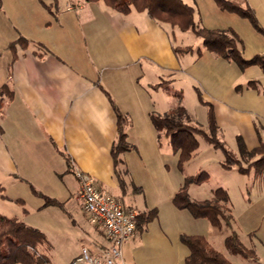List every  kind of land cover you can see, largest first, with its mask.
<instances>
[{
	"label": "crops",
	"instance_id": "obj_1",
	"mask_svg": "<svg viewBox=\"0 0 264 264\" xmlns=\"http://www.w3.org/2000/svg\"><path fill=\"white\" fill-rule=\"evenodd\" d=\"M66 6L62 10L57 5L56 17L44 4L25 6L16 12L17 21L12 13L0 10V89L8 88L0 95V181L18 194L21 203L22 210L11 217L35 228L40 223L31 214L57 206L43 209L31 188L68 204L72 186L79 199L77 170L93 175L98 188L125 208L149 211V205L126 204L121 195L125 177L130 176L129 151L120 153L115 162L112 148L118 114L111 99L129 118L127 140L139 121L142 136L153 141L156 128L150 114L156 109L165 114L176 107L171 100L176 97L166 89L185 68L175 47L189 46L176 43V31L182 30L153 19L147 11L132 8L122 13L103 0H76ZM20 36L30 43L17 42L11 48ZM213 60L221 61L218 55ZM206 92L220 132L230 130L235 139L242 136L249 150L264 142V98L254 97L258 107L244 109L235 100ZM132 178L139 182L133 174ZM19 192L32 203L20 198L24 195ZM185 217L191 220L174 205L165 216L158 214L123 244L115 264H185L189 255L181 241ZM92 226L95 236L82 229L87 239H78L67 263L83 246L98 254L109 244L103 232ZM52 243L49 239V246Z\"/></svg>",
	"mask_w": 264,
	"mask_h": 264
},
{
	"label": "rangeland",
	"instance_id": "obj_2",
	"mask_svg": "<svg viewBox=\"0 0 264 264\" xmlns=\"http://www.w3.org/2000/svg\"><path fill=\"white\" fill-rule=\"evenodd\" d=\"M183 1L195 7V20L202 26L211 29H233L240 38L238 47L244 59L250 60L257 54H264V0H232L242 7L250 6L259 26L255 25L248 16L221 8L215 0ZM43 3L51 6L53 15L56 17L58 4L62 10H66L67 3L70 5V3H76V0H2V9L9 14L12 13L13 19L16 20L18 19L16 12L21 11L23 7L34 4L40 6ZM52 19L55 20L53 17ZM176 43L178 46L189 45L192 50L178 53L185 68L176 83H168L167 86L171 90L182 92L181 99L176 97L171 100L177 107L178 105L186 107L190 116V124L209 133L211 104L204 97L207 95L206 91H210L219 98L226 97L230 101L235 100L240 108L255 109V106L258 107L257 104L260 102H256L254 97L264 98V69L259 63H242L210 51L203 46L202 38L191 30H177ZM199 49L202 50L201 53L198 51ZM217 55L221 61L215 63L213 56ZM199 92L202 93L204 101H201ZM158 111L160 110L156 109L155 112L164 114ZM132 127L133 136L129 139L131 143L128 142L134 147L128 150L126 160L129 164L130 176L125 177V192L121 193L125 197V203H135L137 206H140V203L149 205L147 210L156 208L158 214L162 216L169 213L174 205L183 214L187 212L191 218V220L186 217L182 219L185 230L183 234L205 235L216 249L222 250L221 252L235 264H264V171L258 173L253 168L251 171L241 173L237 170L239 166L250 167L258 155L254 157L251 155L241 156L237 149V139L232 137L230 130L220 132L219 129L218 137L228 148L235 161H232L234 164L231 168L223 166V162L226 161L224 151L221 148H215L200 133H196L199 147L188 160L181 164L180 151L172 149L171 140L164 131L160 133H157V130V132L154 131V140L152 141L150 137L142 136L144 127L141 122L136 121ZM138 146H141L140 148L143 150L141 151V157L144 158L142 162L139 159ZM202 171H207L209 177L201 183L191 181L187 184L190 198L192 200L210 199L214 195L213 189L225 188L229 193L232 213L235 218L233 228L239 234L244 245L254 251V258L234 253L226 246V237L233 228L226 225L219 228L213 225L209 219L194 217L187 208H179L175 205L173 199L185 185L186 177H195ZM132 174L139 182L132 178ZM132 179L135 182H132ZM2 183L3 181H0V213L11 217L22 210L21 203L18 200V194L7 188V184ZM70 189L73 196L68 204H63L62 207L44 205V197L34 193L31 188L33 196L41 199L43 209L57 206V210L63 212L62 215L57 210L31 214L35 223H40L38 226L42 227L44 231L38 226L36 228H39L44 234L46 233L48 241L50 239L55 243H52L53 247L51 244L48 247L45 243L39 246L55 264H69L66 262L67 257L71 255V250L78 239L79 242L82 239H87L82 229L90 231L93 237L96 232L86 217L80 200L76 197L75 186ZM19 193L24 195L20 198L25 197L28 202L32 203L26 194ZM43 194L46 193L43 192ZM29 205L31 206V204ZM102 236L106 240L104 235Z\"/></svg>",
	"mask_w": 264,
	"mask_h": 264
},
{
	"label": "trees",
	"instance_id": "obj_3",
	"mask_svg": "<svg viewBox=\"0 0 264 264\" xmlns=\"http://www.w3.org/2000/svg\"><path fill=\"white\" fill-rule=\"evenodd\" d=\"M87 2H96L99 0H86ZM108 6L113 9L128 13L132 8L138 11H147L148 15L153 19L168 24L172 27H178L182 31H193L203 40V46L213 52H216L228 59H234L242 63H259L264 69V54H257L252 59L246 60L241 55V50L238 47L240 38L237 33L229 29L207 28L197 23L194 17L195 7L183 0H103ZM217 4L229 11L237 12L241 15L248 16L258 25L257 18L253 9L242 7L232 0H215ZM48 9L50 5L43 3ZM2 0H0V9H2ZM17 42L28 45L30 41L23 36L10 43L13 48ZM43 45V44H39ZM192 47H175L177 53L189 52ZM201 53V49L198 50ZM159 85H163L160 83ZM173 96L181 99L182 92L171 90L166 87ZM8 88L4 85L0 89V95L7 93ZM201 101L202 93L199 92ZM112 103L118 114V136L112 148V154L115 162L119 160L120 153L132 149V146L127 138L128 133L126 127L129 123L127 115L123 114L113 102ZM208 103V102H207ZM1 105V102H0ZM152 123L158 133L165 132L172 144L174 151H180V160L183 164L199 147V141L196 133L202 134L206 140L215 148H221L225 155L226 161L223 166L231 168L234 164L232 154L229 152L225 144L219 139V126L217 125L214 109L210 105L209 111V133L203 129L189 123L190 116L185 106L178 105L171 111L165 114L152 112L150 114ZM238 149L240 155L247 157L251 155L258 157L250 164V167H238V171L246 173L253 168L256 172L264 171V142H261L257 148L249 150L242 136L237 137ZM234 161V162H232ZM209 173L202 171L195 177H186V183L176 193L173 201L179 208H187L194 217H203L221 228L223 225L233 228L235 221L232 213L230 196L228 191L223 187L214 189V195L210 199L192 200L188 194L187 184L191 181L201 183L207 180ZM34 193L44 197V205H59L63 207V203L56 198L43 194L39 190L32 187ZM158 216V211L153 208L146 212H138L137 229L140 231L144 225L152 221ZM181 241L189 248V255L186 258L185 264H235L231 262L221 251L216 249L206 238L201 234H182ZM226 246L234 253L241 254L245 257H253L254 251L244 245L239 234L233 228L232 232L226 237ZM49 246L45 234L38 228L27 225L17 217H10L0 213V264H52L50 258L42 249L40 244Z\"/></svg>",
	"mask_w": 264,
	"mask_h": 264
},
{
	"label": "built area",
	"instance_id": "obj_4",
	"mask_svg": "<svg viewBox=\"0 0 264 264\" xmlns=\"http://www.w3.org/2000/svg\"><path fill=\"white\" fill-rule=\"evenodd\" d=\"M78 198L90 222L99 228L108 245L100 253L92 252L83 246L78 256L69 264H115L122 256V246L138 233V211L127 209L110 193L101 191L96 178L77 170Z\"/></svg>",
	"mask_w": 264,
	"mask_h": 264
}]
</instances>
